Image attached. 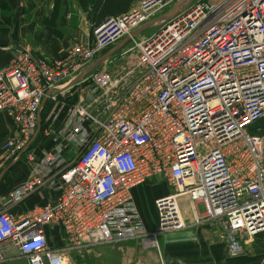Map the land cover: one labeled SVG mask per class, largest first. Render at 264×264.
Here are the masks:
<instances>
[{"label": "built area", "instance_id": "built-area-1", "mask_svg": "<svg viewBox=\"0 0 264 264\" xmlns=\"http://www.w3.org/2000/svg\"><path fill=\"white\" fill-rule=\"evenodd\" d=\"M180 1L140 0L57 60L12 48L0 66V113L15 135L1 144L0 165L38 129L51 146L27 154L28 177L0 201V264L7 246L27 264H68L70 252L82 257L97 245L156 244L158 235L185 228L182 197L203 205L196 224L219 223L230 257L264 232V126H257L264 0H193L151 35L132 38L119 53L122 66L108 69L109 59L71 84L108 47ZM44 100L50 108L40 116ZM155 177L173 192L155 199L156 227L148 231L133 193ZM40 191L54 200L8 213ZM54 228L64 236L59 249L47 239Z\"/></svg>", "mask_w": 264, "mask_h": 264}, {"label": "crops", "instance_id": "crops-1", "mask_svg": "<svg viewBox=\"0 0 264 264\" xmlns=\"http://www.w3.org/2000/svg\"><path fill=\"white\" fill-rule=\"evenodd\" d=\"M139 1L133 0L130 9ZM187 3L188 0H181L170 9V12L173 15L178 14ZM87 7L92 11V0ZM87 7L80 8L79 0H0V66L6 65L12 59V48L17 45L27 46L33 55L53 61L64 56L74 43L90 42L92 39L90 28L93 23L91 11L88 12ZM117 56L112 59V66H108V69H113L122 62V53ZM46 102L49 103L44 100L42 110ZM41 114L42 112L40 116ZM62 118L63 114L56 122V127L60 125ZM14 135L15 128L12 121L1 112L0 148L5 139ZM40 135L39 129L24 151L0 165V201L28 177L29 168L26 159L30 150L38 153L42 148L51 146V143L46 144L44 139L40 140ZM150 181L157 185L151 197L156 194V197L171 194L172 189L160 177ZM140 189L137 188L133 193L136 205V197ZM164 191L163 195H159ZM54 198V193L40 191L17 204L9 205L6 209L8 213L18 215L36 205L53 201ZM179 204L185 220V228L158 235L156 244L151 239H147L97 245L86 251L82 257L78 251L70 252L69 262L77 264L75 258H85L90 264L93 261L94 264H262L263 231L244 243L242 253L239 257L233 258L228 255L224 234L217 221L203 219L200 224L195 223V219L204 214L203 205L190 202L186 197L180 198ZM147 226L150 228V225ZM47 239L52 248L59 249L64 246V236L59 229H49ZM17 254L19 253L16 249L7 246V260L3 264H27L26 259L18 258Z\"/></svg>", "mask_w": 264, "mask_h": 264}, {"label": "rangeland", "instance_id": "rangeland-1", "mask_svg": "<svg viewBox=\"0 0 264 264\" xmlns=\"http://www.w3.org/2000/svg\"><path fill=\"white\" fill-rule=\"evenodd\" d=\"M137 5V4H136ZM136 5L134 6V7H136ZM133 7V8H134ZM161 14V13H160ZM164 14V13H163ZM159 16V14L158 15H156V17L154 16V17H152V19H154V18H157ZM151 20V19H150ZM170 19H168V20H166V21H163V22H161V23H159V24H156L154 27H151V28H149V29H147V30H145V31H143L142 33H140L138 36H136L135 38L137 39V40H141L143 37H147V36H149V35H151L158 27H160V26H162V25H164L167 21H169ZM114 45V44H113ZM113 45H111L110 47H108L106 50L107 51H109V48L111 49L112 48V46ZM106 51V52H107ZM116 54V52L112 55V56H114L112 59H114L115 58V55ZM113 62V60L111 61V63ZM132 62V61H131ZM123 65V62H120L119 64H117L116 66H115V68H117V67H119V66H122ZM70 95H73L72 93L70 94ZM73 99H75V96H73V97H69V99L68 100H66V102H70V101H73ZM50 106V104L49 103H45L44 104V109L43 110H41V112H42V114H41V116H44L45 114H47V112H48V109L50 108L49 107ZM39 139L40 140H45L46 141V144L47 143H50V142H48L46 139H45V137L42 135H40L39 136ZM45 147V146H44ZM39 148H40V146H39ZM43 149V148H42ZM30 152H31V150H30ZM37 152H38V150H37ZM1 164V163H0ZM148 183V185H145V184H147ZM147 183H145L144 185H142L141 187H139V191H138V193H137V205H138V208H139V210L141 211V215H143V217H145L146 219H147V225H150V230H153V229H155V226H156V218H155V212H154V201H155V199L157 198V197H159V196H157L156 197V195H154V196H152L151 197V194H152V192H154L155 191V189H157L156 188V184H154V182H152V181H148ZM144 186V187H143ZM173 192V191H172ZM171 192V193H172ZM165 193V191L163 192V193H160L159 195H163ZM89 255H91V254H89ZM17 256H18V258H22V256H20L19 254H17ZM239 257V256H238ZM75 260H76V262H77V264H80V263H85V264H90V262L88 263L87 261H86V259L85 258H83V259H81V258H75ZM95 263V261H93L91 264H94ZM68 264H73V263H68Z\"/></svg>", "mask_w": 264, "mask_h": 264}, {"label": "trees", "instance_id": "trees-1", "mask_svg": "<svg viewBox=\"0 0 264 264\" xmlns=\"http://www.w3.org/2000/svg\"><path fill=\"white\" fill-rule=\"evenodd\" d=\"M133 0H92V11L88 9V4L91 3V0H79V5L80 8H85L87 7L88 12L91 11V16H92V25L90 28V33H91V38H92V28L98 24H100L105 18L107 17H111V16H118L124 13H127L128 11H130V5L132 3ZM107 50H105L103 54L106 53ZM74 101V99H73ZM72 101V102H73ZM47 103V102H46ZM43 121V119H42ZM43 125V122L41 124V126ZM257 126H264V120H260L257 123ZM140 211V210H139ZM154 212H155V218L157 221V216H156V211H155V207H154ZM141 213V211H140ZM142 218L146 224V227L148 229V231H152L148 228L147 226V219L145 217ZM156 227V226H155Z\"/></svg>", "mask_w": 264, "mask_h": 264}, {"label": "water", "instance_id": "water-1", "mask_svg": "<svg viewBox=\"0 0 264 264\" xmlns=\"http://www.w3.org/2000/svg\"><path fill=\"white\" fill-rule=\"evenodd\" d=\"M193 0H188V3H190ZM187 3V4H188ZM171 10L165 12L163 15L158 16L157 18L151 19L145 23H143L141 26H139L137 29L132 31L130 35L124 37L120 42H118L115 46H113L109 51H107L105 54L94 60L85 70H83L79 75L76 76V78L71 82V84H75L76 82L80 81L84 76L92 72L93 70L97 69L101 64L105 63L115 52H117L119 49H121L129 40L132 38H135L143 31L154 27L156 24H159L163 21H166L168 19H171L172 12ZM39 130V129H38Z\"/></svg>", "mask_w": 264, "mask_h": 264}]
</instances>
